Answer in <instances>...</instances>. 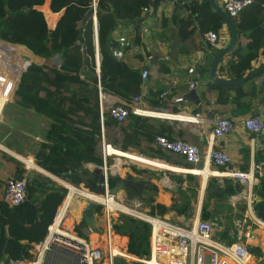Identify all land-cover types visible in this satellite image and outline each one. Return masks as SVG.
Returning <instances> with one entry per match:
<instances>
[{"label": "trees", "instance_id": "1", "mask_svg": "<svg viewBox=\"0 0 264 264\" xmlns=\"http://www.w3.org/2000/svg\"><path fill=\"white\" fill-rule=\"evenodd\" d=\"M92 1L0 0V39L23 45L36 57L44 60L41 64L33 63L27 67L20 77L16 98L4 108V117L0 122V146L8 147V150L23 159L34 161L37 166L56 177L87 184H91L94 175L89 172L91 175L86 176L88 172L82 166L86 163L102 164L99 87L102 92L130 103L133 96L140 92L143 69L152 70L148 78L161 79L170 72L167 60H156L153 63L144 60L140 53L144 43L140 42L138 34L131 38L137 44L136 50L125 51L120 58L112 54V49L118 46L113 36L118 25L134 20L138 28L142 9L152 7L151 14L154 15V10L163 0H95L99 49L97 75L92 14L82 24L83 16L92 7ZM45 4L52 13L62 12L53 29L48 28L52 26L41 9ZM55 18L56 15H52V19ZM157 18L162 28L157 32L156 39L171 45V55L177 50L190 54L203 47L204 34L209 30L218 32L225 23L208 0H173L171 13H160ZM232 21L236 41L228 52L233 59L227 61L225 77L226 80L235 81L252 71L253 62L258 55L263 57L264 62V0H252L236 17H232ZM218 51L215 50L212 57ZM54 55L62 58L59 67L48 61ZM84 64H87L90 71L88 77L81 76ZM262 74L264 75V71L257 76ZM172 80L169 78L168 84ZM251 81L252 78L246 82ZM250 88L252 90L253 85ZM209 89L215 90L216 103L231 104L234 107L232 115L250 111L251 102H245L250 94L244 85L226 87L212 82ZM160 92L162 91H149V95H154L155 98H144L147 104L145 109L177 112L176 105L169 97L158 98ZM33 115L45 121V134L37 141L32 159L34 143L38 139L36 135L44 133L42 120L34 118L36 130H33L30 138L23 137L21 141L20 138L24 130L22 123ZM104 115V130L111 128L116 132L109 141L114 148L147 153L175 165L180 164L178 160L166 156L162 148L147 145L159 134L153 132L152 128L162 125L160 118L130 113L124 121L118 122L108 111ZM105 138L107 139L106 134ZM143 140L147 144L141 145ZM15 144V147L10 148ZM22 147H27L28 150L24 151ZM246 158L245 154L244 160ZM108 159L110 157L107 156L106 160ZM186 164L188 168H192L190 164ZM117 166L120 169V161ZM130 178L134 179L133 176ZM45 179L48 177L39 173L29 176L26 198L17 206L10 207L0 201V260L18 256L29 261L34 259V247L46 236L47 227L52 223L67 192L62 185L52 188L45 184ZM262 181L264 185V179ZM108 183L110 188L115 185L112 177H109ZM99 210L100 205L95 208V212ZM58 221L59 218L57 223ZM68 224L70 219L63 223L65 226ZM86 224L82 217L76 227ZM112 227L120 236L126 237L128 254L138 259L149 257L148 222L121 213L112 220ZM115 264L145 263L138 260L128 262L118 256Z\"/></svg>", "mask_w": 264, "mask_h": 264}, {"label": "built area", "instance_id": "2", "mask_svg": "<svg viewBox=\"0 0 264 264\" xmlns=\"http://www.w3.org/2000/svg\"><path fill=\"white\" fill-rule=\"evenodd\" d=\"M252 0H220V6L228 14L229 17H236L245 7L250 5ZM92 20L95 34V62L96 74H99V49L97 42V20H96V1H92ZM164 10L161 6L157 11ZM170 13L172 8L169 10ZM152 7L142 9L141 16L146 13H152ZM135 21H128L125 25H118V33L115 39L118 46L112 49L113 56L120 58L125 51H134L137 49V44L132 42L131 38L137 34L140 37V42L144 46L140 48L144 60L148 61L150 47L146 44L145 35L148 28L143 24H137ZM205 42L209 46H215L219 40L218 32L209 30L205 34ZM5 41V40H4ZM0 39V122L3 118V111L8 102L13 101L16 96L15 92L20 81L22 73L30 64L36 62L31 51L20 44H8ZM8 42V41H7ZM57 67V66H56ZM59 67V66H58ZM152 74V70L143 69L141 72L142 83L140 85L139 94L133 96L130 103L124 101L115 102L110 96L111 94L101 91L99 87V111H100V140H101V156L102 164L96 165L91 163V166L99 170L100 180L97 183L104 193H96L91 188L83 189L93 197H85L86 200L93 201L100 205L103 214L100 210L97 213L98 217L94 219L95 225L86 224L79 227L76 225L71 231L61 228L64 223L66 212H62V208L66 206V199L71 192L70 188L75 191L73 194L80 195L79 188L73 185L70 179H62L61 184L67 189L66 195L57 208L54 214L52 223L47 227V234L44 239L34 247V259L26 260L21 256L10 257L6 260H0V264H115V258L127 257L125 254L115 253L113 247L116 245V237L121 239L115 229L112 227L113 214L117 216L121 213L132 217L144 220L150 224L149 246L150 255L147 259H135L145 264H151V260H155V264H257L253 261L263 262V251L258 241H264V219L261 218L257 211V199L259 198V190L264 178V160L259 159L245 170L234 168L232 165L233 159L231 155L221 148H209L203 153L200 148L188 141L180 138H168L162 134L154 136L153 143L163 150L180 156L184 161L190 164L193 168H188L189 171L198 173L202 169L197 168L199 162H207L215 169L209 172V177L220 176L223 178L226 186L231 189L227 195H213L210 198L211 206L205 216L201 219L186 220L181 223L170 222L151 212H147L141 208V200L134 198L133 204L125 203L124 200H117L114 194L110 193L108 183L111 177L112 169L107 165L106 157L107 142L104 134L103 121L104 113L109 112V115L118 122L124 121L127 116L132 113L140 116H151L150 112H159L156 114L162 116H151L157 118H172L176 115L181 116V122L187 123H210L211 129L209 139L211 142L222 139L232 132L237 126L232 118L228 116H218L213 118L212 122L205 119L201 112H187V107L184 104L186 98L179 91L177 80H172L166 89L159 93L158 98L169 97V100L178 105L180 113L168 114L167 109L147 110L142 106V100L145 97H151L148 93L145 80ZM187 77L184 84L188 89H193L199 85L203 79V74L194 65L187 68ZM84 77V75H81ZM255 78V77H254ZM255 84L264 83V77L259 76L254 79ZM241 125L246 132L251 134V144L259 137L264 135V109L257 114H248L241 120ZM115 165V163H114ZM113 165V167H114ZM112 167V168H113ZM196 168V169H195ZM29 179L28 174H24L20 178H10L1 194V201L6 205L13 207L21 204L26 198V185ZM228 188V187H227ZM262 198V197H261ZM108 199H115L127 205L131 212L120 209L107 208ZM264 200V198H263ZM214 207V208H213ZM220 210L230 212L232 221V231L234 233L219 232L220 217H208L217 213ZM58 228L69 231V236H63L56 232L53 226L56 220ZM116 218V217H115ZM242 223L237 225L234 221ZM80 220L77 221L79 225ZM216 231L221 233L222 237H216ZM236 234V237L233 235ZM238 234V235H237ZM94 236V240L92 237ZM224 240H229L230 243H225ZM264 245V242L262 243ZM122 249L123 247L120 246ZM254 249V250H253ZM124 253L126 249L123 250Z\"/></svg>", "mask_w": 264, "mask_h": 264}, {"label": "crops", "instance_id": "3", "mask_svg": "<svg viewBox=\"0 0 264 264\" xmlns=\"http://www.w3.org/2000/svg\"><path fill=\"white\" fill-rule=\"evenodd\" d=\"M217 2L220 4V0H217ZM159 6H161L164 10L157 11ZM159 6L157 7L156 10H154L155 11L154 15H152L151 13L142 15L141 16L142 19L140 23L148 28V32L145 35L146 44L150 47L148 63H153L156 60H163V59L167 60L170 63V72L168 74H165L161 79H157L154 77L148 78V80L145 82L148 88V93L150 90L152 92L154 91L156 92L157 90L163 91L168 86L167 80L171 78V79L178 81L179 91L184 96L189 90H191V89H188V87L184 84V81L188 75L187 68L190 65H194L203 74V79L199 85L193 88L195 89L196 94H197L198 104L195 103L193 100L187 99L184 96L187 100L184 103L188 109L186 111L188 113L189 112L191 113L201 112L204 118L211 120V122L213 118L225 115V116L232 118L235 122H237V126L226 137L219 139V140H215L214 142H211V140L209 139V133L211 129L210 123L197 124V123L181 122L178 120V119L181 120V117L177 115L172 118H160L162 125L159 126V128H156V127L152 128L153 132L155 133L157 132L159 134L161 132L162 135H165L168 138H180L190 143H194L200 148V150L203 153H205L206 150L209 149L210 147L211 148H221L227 151L231 155L233 159V163L231 166H233L234 168L240 169V170L247 169L254 161H257L259 159L264 160V135L254 140V143L251 144V138H252L251 134L246 132L245 129L241 125V120L243 119V117L251 113L253 114L260 113L264 109V83L255 84L254 82V79L258 78L259 76H255V78H252V81L250 83L245 82L244 84H242L244 85L245 89L250 94L248 97L245 98V102H248V101L251 102V109L245 114L232 115V110L234 107L231 104L216 103V96H215L216 92L215 90L209 89V85H211L212 83L211 78L209 76V68L211 65V60L213 58L212 55L215 50H221L223 47H225L228 44V41L230 39V32H229L227 25L224 23L219 29L218 31L219 40L215 46H209L208 44H206L205 35H204V43H203L204 46L203 47L193 51L190 54H187L185 51L184 53H181L182 51L178 52L177 50L176 52H174V54L171 55L170 54L171 45L169 43L160 42L159 40L156 39V35H157V32H159V30H161L162 28L161 22L160 20H158L157 16L160 13L169 14L170 13L169 10L173 7V0H163ZM47 10H49L51 14H55V15L58 14V17L56 15L54 25L52 27H49V29H53L60 16V13H52L49 8H47ZM127 22L128 21L122 22L121 24L126 26ZM117 33H118V29H116L113 32V36L115 37ZM185 45L187 46V43ZM262 58L263 57L261 55H258L255 62H253L252 70L264 64ZM229 59H233V56H230L227 53L220 59V62L218 61L217 66H216V76L217 77L221 79L223 78L226 79L225 74L227 73V69H228L227 61ZM261 76L264 77L263 74ZM251 85H253L252 90H250ZM110 96L113 98L115 102L123 101L113 95H110ZM151 97H154V95H151ZM149 99H152V98H149ZM146 105L147 104L143 99L142 106L146 107ZM175 105L177 108V112H170L168 109L166 112L168 114L180 113L181 110H179L178 105L177 104ZM151 113H153L151 114L153 116H162V115L156 114L159 112H151ZM34 118L42 120L44 133L34 143V147L32 151V159H33V153L35 151V146H36L37 141L41 137H43L45 134V129H44L45 121L36 115L31 116V118L25 122V125L31 122ZM24 132L25 131H23V134ZM23 134H22V137H23ZM104 134H106V137H107V139L105 138L107 144H111L109 141L114 138V134H116L115 130L111 128H106L104 130ZM20 141L17 144H19ZM153 141H154V138H153ZM145 143L146 141L143 140L141 142V145ZM17 144L13 145L10 148L15 147ZM147 145H150L152 147L156 146L153 142ZM6 148L5 149L0 148V150L5 151L7 152V155H10L11 153L8 154L9 153L8 151H10L8 150L9 148L8 149ZM113 149L114 148L112 147L109 148V152L111 154H115L118 157H121V156L125 157L129 160L131 164L141 167V171H139V173L134 174V172L130 171L127 167H120V170H119L117 164L115 165V169H118L123 176H125L124 175L125 172L129 170V172L126 174L128 175L127 178L123 177L122 179H130L135 182H141L143 184V188L141 190V196L140 197L132 196V197L138 198L141 200V202L146 204L145 211L151 212V213L153 212V214L158 213L159 215L158 214H155V215L163 219H166L170 222L181 223L188 219L194 220L196 218L197 219L203 218V216H205V212L207 213L208 209H212L210 208L211 206L210 198H212L211 196L221 195L222 197L223 195H227V193L231 189H233L234 186H236V184L233 185V188L230 186H226L223 178L220 176H216L212 178L209 177L208 175L209 172L214 170L215 168L209 163H207L206 161L202 162L203 166L202 168H200L202 170H201V173L198 174V173L191 172L188 170L187 164L183 158L175 154L172 155V154L166 153L165 150H164L165 151L164 154L166 156L169 155L171 159L178 160L180 164L175 165L171 161L168 162V161H165L164 159L151 156L147 153H136L130 150L121 151L118 149H114L115 151H113ZM13 151L20 153V154L23 153L17 150H13ZM245 154L247 157L246 160H244ZM122 163L124 162L122 161ZM126 163L127 165H129L128 162ZM84 166L92 167L91 163H86L84 164ZM243 167H245V169H243ZM91 169H92L93 175H95L97 169H95L94 167ZM24 174H28V173H24ZM44 174L49 175L48 172ZM51 176H54V175H51ZM130 176H133L134 179H131ZM136 178H139V180L141 179L142 181L135 180ZM4 186L0 189V201H1L2 189L4 188ZM261 190L264 192L263 181L260 186L259 192ZM261 197L264 198V193H262V196H259V198ZM75 200L76 199H74L73 202L71 203L70 209L73 208V210L76 211L77 206H74ZM116 203L118 202L114 201V199H108L107 204L114 205ZM84 208H85L84 205L83 207L81 206L82 212ZM78 210H79V207H78ZM80 212H77L75 214V218H77L78 220H81L83 217L82 215L83 213L81 212L82 213L81 214ZM212 214L213 215L208 214V217L210 218L220 217L221 218L220 220L221 223L219 225L220 226L219 232L223 233V232L228 231L227 234L234 233L232 231V225H231L232 221L230 219L229 211L220 210L217 213H212ZM80 215L82 216L80 217ZM97 217L98 215L94 210L93 218H96L97 220ZM65 220H66V214L64 217V221ZM70 222H72V219ZM241 223H242V220L234 221V224H237V225ZM56 226H57V222L53 226V229H56L57 228ZM219 232L216 231V234H218L217 236L221 237V233ZM92 239L93 240L95 239L94 236L92 237ZM259 242L260 244L258 242L256 244L260 245V248L263 251L262 246L264 248V245L262 243L264 241H259ZM113 249L116 254L121 253L123 255L125 254V256H127L128 258L138 259L135 256L124 253L122 250H120L115 245ZM254 262L255 261H253V263Z\"/></svg>", "mask_w": 264, "mask_h": 264}, {"label": "rangeland", "instance_id": "4", "mask_svg": "<svg viewBox=\"0 0 264 264\" xmlns=\"http://www.w3.org/2000/svg\"><path fill=\"white\" fill-rule=\"evenodd\" d=\"M47 8H48V6H47V4H45V5H43L42 6V11H43V13H44V16H45V18H47V20H48V23H49V25L50 26H53L54 25V23H55V20H53L52 19V15H55V14H51L50 12H49V10H47ZM57 15V17H58V14H56ZM47 22V21H46ZM49 28V27H48ZM37 59V58H36ZM43 61L42 60H38L37 59V62H35L36 64H38V63H42ZM8 103H10V102H8ZM7 103V104H8ZM6 104V105H7ZM6 107V106H5ZM3 117H4V114H3ZM2 120H3V118H2ZM2 122V121H1ZM22 126H23V131H25L24 132V134H23V137H28V138H30L31 137V134L33 133V130H36V128L35 127H37L36 126V121L35 120H32L31 122H29V123H27L26 125H25V122H23L22 123ZM26 126V127H25ZM26 128V129H25ZM27 134H30V136H27ZM22 137V136H21ZM22 137V138H23ZM36 137L37 138H39L40 136H38V135H36ZM21 139V138H20ZM0 148H2V149H5L3 146H0ZM7 149V148H6ZM22 149L24 150V151H26V150H28L27 149V147H22ZM9 153L8 154H10V155H7V152H5V151H2V150H0V189L5 185V183L10 179V178H12V177H14V176H21V175H23L24 173H28V175L29 176H31V175H33V174H35V173H39V174H41V175H44V176H49V178H50V180L52 181V182H58L59 183V185H62L61 184V182H62V179L61 178H59V177H56V176H51L50 174L48 175H45L44 173H47L45 170H43L42 168H40L39 166H37L35 163H34V161H29V160H26V159H23V158H21V157H18V156H16L14 153H12V152H10V151H8ZM13 154H14V156H13ZM109 157H110V159H108L107 160V165L108 166H110L109 168L110 169H112V167H113V165H114V163H115V157L116 156H114V155H109ZM122 159H123V162L124 163H122L121 164V167H127L130 171H133L134 172V174H136V173H139V171H141V167H139V166H137V165H133V164H131L130 162H129V160L127 159V158H125V157H122ZM126 162H128L129 163V165H127V163ZM82 168L83 169H85L88 173H86V176L87 175H91L89 172H91L92 173V169L91 168H93V167H86V166H82ZM38 169V170H37ZM120 170V169H119ZM116 171V172H112V175H111V177L112 178H114V179H117V178H123V177H126L127 178V176L128 175H126L128 172H129V170L128 171H126L125 172V176H123L121 173H120V171ZM113 171V170H112ZM94 172V171H93ZM93 174V173H92ZM132 175V174H131ZM85 175H83V177H86ZM135 176V175H134ZM73 185H75L76 187H78L80 190H79V193H80V195H77V194H73L72 195V193L71 192H73V191H75L73 188H70L71 189V192L69 193V196H68V199H67V204H68V206H67V209H66V219H70V221H71V219H72V222H70V224H68V226H65V225H63L61 228H63V229H67V230H69V231H71L72 230V228L75 226V225H77L76 223H77V221H78V219L77 218H75V214L77 213V212H80V210H81V206L83 207V205H84V207H85V205L87 204V202H88V200H86L85 199V197H88V196H85V197H83L82 195H90L87 191H85V190H83V189H88V188H91L92 189V186H91V184H87V183H85V182H77V183H72ZM63 187H64V185H62ZM65 188V187H64ZM3 190V189H2ZM66 191H67V189H66ZM262 193H264L262 190L259 192V195L260 196H262ZM114 196H115V198L117 199V200H124L125 201V203H131V204H133V197L132 198H128L127 196H126V192H125V189H119L117 192H115V194H114ZM74 199H76L75 201H74V206H77V210L75 211V210H73V208H71L70 209V205H71V203L73 202V200ZM90 201V200H89ZM78 203H79V205H78ZM78 207H79V210H78ZM141 208L143 209V210H145L146 209V204L145 203H143L142 202V204H141ZM70 209V210H69ZM150 211V210H149ZM81 212H82V210H81ZM80 212V213H81ZM83 213V212H82ZM81 213V214H82ZM100 213H102L103 214V211H102V209H100ZM155 214H158V213H155ZM159 215V214H158ZM82 215H80V217H81ZM113 216H114V218L115 217H117V215L116 214H113ZM218 234H216V237L217 238H219L220 236H217ZM238 235V234H237ZM234 237H236V234H234L233 235ZM116 242H117V245L119 246V249L120 250H124V249H126V238L125 237H121V239L120 240H118V238L116 237ZM225 241V243H230V241L229 240H224ZM258 243L260 244V242L258 241ZM116 246V245H115ZM120 246H122L123 247V249L120 247ZM262 249H263V256H262V258L264 259V248H263V246H262ZM128 254V253H127ZM125 259L129 262V261H132V260H134L133 258H128V257H125ZM257 264H263V262H259V261H255Z\"/></svg>", "mask_w": 264, "mask_h": 264}, {"label": "water", "instance_id": "5", "mask_svg": "<svg viewBox=\"0 0 264 264\" xmlns=\"http://www.w3.org/2000/svg\"><path fill=\"white\" fill-rule=\"evenodd\" d=\"M208 1L210 3L211 7L213 8V10L215 12H217L224 19L225 24L227 25L229 32H230V39L228 41V44L225 47H223L221 50H219L211 60V65L209 68V76L211 78V81L213 83H216V84H219L222 86H226V87H231V86H235V85H242L246 81H248L249 79H251V78L259 75L261 72H263L264 71V64L255 68L254 70H252L245 77L238 79V80H235V81L221 79V78L216 76V66H217L218 61H220V59L232 49V47L236 41V30H235L232 18L229 17L228 14L222 9V7L217 2V0H208ZM92 12H93V8L91 7L90 9H88V11L83 16L82 24L86 21L87 17ZM61 13L62 12H60V14ZM4 42L11 44L10 42H7V41H4ZM31 54H32V56L34 55L32 52H31ZM48 61L50 64L58 67L62 63V58L59 55H54V56L50 57ZM81 73L84 76H87V77L90 76V71L88 69L87 64H84L81 67ZM184 96L187 99L193 100L195 103L198 104V98H197V94H196L195 89L189 90ZM196 166L198 168H202L203 163L199 162ZM45 175H47V174H45ZM99 180H100V175H99V170L97 169V171L94 175V178L91 181V186H92V190L98 194L104 193V190L97 184L99 182ZM114 181H115V185L112 188H110V193L115 194V192H117L119 189H125L126 196L128 198H131L132 196H136V197L141 196V190L143 188V184L141 182H135V181L130 180V179H122V178L114 179ZM44 182H45V184H48L52 188H57L59 186V183L58 182H52L50 180L49 176H48V179H45ZM256 202H257L256 211H257L258 215L264 219V200H263V198H258ZM96 207H97V204L95 202H93V201L87 202V204L83 210V214H82L83 218L85 219L87 224L95 225L94 220H93V213H94V210Z\"/></svg>", "mask_w": 264, "mask_h": 264}, {"label": "bare ground", "instance_id": "6", "mask_svg": "<svg viewBox=\"0 0 264 264\" xmlns=\"http://www.w3.org/2000/svg\"><path fill=\"white\" fill-rule=\"evenodd\" d=\"M151 114H153V113H149V115H151ZM151 116H153V115H151ZM177 116V115H176ZM178 116H180V115H178ZM181 117V116H180ZM182 119V118H181ZM110 147H112V148H114L112 145H110V144H108L107 145V147H106V150H107V153L108 154H110V155H114V156H116L115 154H111L110 152H109V148ZM114 149H116V148H114ZM113 149V151H115ZM14 156V155H13ZM120 161V167H121V163H122V161H123V159H122V157H118V156H116L115 157V165L118 163ZM115 165H114V167L112 168V170L113 171H118V169H115ZM201 173V171L200 172H198V174H200ZM69 196V195H68ZM67 200V199H66ZM114 201H116L115 199H114ZM116 202H118V201H116ZM65 203H66V201H65ZM67 206H68V204L65 206V207H63L62 208V212L63 211H65L66 209H67ZM113 208V210H114V208H115V210L116 209H120V210H123V211H128V212H131V210L128 208V206L127 205H125V204H122V203H120V202H118V203H116V204H114V205H109V204H107V206H105L104 208H105V211H106V209L107 208ZM56 222H57V220H56ZM56 224V223H55ZM56 232H58V233H60V234H62L63 236H69L71 233L70 232H66L65 230H63V229H61V228H56V229H54ZM151 264H155V260L154 259H152L151 260Z\"/></svg>", "mask_w": 264, "mask_h": 264}, {"label": "clouds", "instance_id": "7", "mask_svg": "<svg viewBox=\"0 0 264 264\" xmlns=\"http://www.w3.org/2000/svg\"><path fill=\"white\" fill-rule=\"evenodd\" d=\"M142 13V12H141ZM147 14V13H146ZM141 17V16H140ZM128 21H134V20H128ZM34 56V58L36 59L37 57L35 56V55H33ZM38 60H42V61H44L42 58L41 59H39V57L37 58ZM37 59H36V62H37ZM35 63V62H34ZM38 64H41V63H38ZM254 78V77H253ZM111 145V144H110ZM109 157V156H108ZM122 157V156H121ZM50 174V173H49ZM52 175V174H51Z\"/></svg>", "mask_w": 264, "mask_h": 264}]
</instances>
